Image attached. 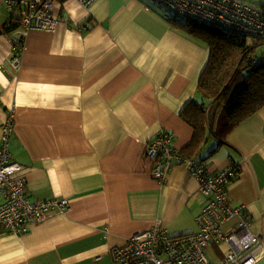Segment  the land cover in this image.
<instances>
[{"label":"crops","instance_id":"0c3cea01","mask_svg":"<svg viewBox=\"0 0 264 264\" xmlns=\"http://www.w3.org/2000/svg\"><path fill=\"white\" fill-rule=\"evenodd\" d=\"M158 10L149 0H96L88 9L56 0L58 23L26 33L14 74L1 66L13 40L0 3V137L12 109L8 149L23 166L16 178L25 181L26 195L68 204L22 237L0 228V264H114L112 248L157 224L168 237L196 233L207 198L186 163L177 160L158 183L141 158L160 131L211 173L238 169L227 185L229 204L243 207L250 231L264 241V107L222 138L211 135L197 156H185L192 129L180 114L203 102L196 89L209 50ZM84 22L80 33L76 26ZM227 250L223 242L203 249L209 264H219Z\"/></svg>","mask_w":264,"mask_h":264},{"label":"built area","instance_id":"2783aa9c","mask_svg":"<svg viewBox=\"0 0 264 264\" xmlns=\"http://www.w3.org/2000/svg\"><path fill=\"white\" fill-rule=\"evenodd\" d=\"M55 0H0L6 9V28L13 40L12 55L2 67L16 74L21 68L26 33L31 29L51 31L58 20L53 16ZM88 9L96 0H76ZM165 5L175 16L204 27L220 31L227 36L245 40L264 41V6L242 0H153ZM88 24H78L83 33ZM248 69H257L262 60L251 55L246 60ZM13 110H9L1 126L0 137V228L15 237L27 234L29 227L44 224L51 214L62 213L66 200H31L25 193L22 178L16 175L23 166L12 160L9 147L13 128ZM174 135L160 131L144 146L141 158L151 164L150 174L163 183L178 160L186 163L198 182L199 192L207 202L195 218L198 231L168 237L157 224L150 230L131 236L123 247L109 251L114 264H209L203 249L211 243L223 242L228 250L219 264H257L264 255V241L253 234L243 216V207L229 204L227 185L238 176V169L229 167L211 173L194 159H186L174 147ZM236 223L229 232L222 227L230 220Z\"/></svg>","mask_w":264,"mask_h":264},{"label":"trees","instance_id":"16d2710c","mask_svg":"<svg viewBox=\"0 0 264 264\" xmlns=\"http://www.w3.org/2000/svg\"><path fill=\"white\" fill-rule=\"evenodd\" d=\"M168 22L209 50L196 89L204 100L187 104L180 114L192 129L191 141L182 153L192 157L211 135L222 138L264 107V63L250 70L246 62L264 41L227 36L191 21ZM5 32L9 34L10 30L5 28Z\"/></svg>","mask_w":264,"mask_h":264},{"label":"rangeland","instance_id":"374dc122","mask_svg":"<svg viewBox=\"0 0 264 264\" xmlns=\"http://www.w3.org/2000/svg\"><path fill=\"white\" fill-rule=\"evenodd\" d=\"M155 7H157L159 10L158 12L161 14H165L167 17H171V19H175L176 21H180V22H185V20L178 18L177 16L174 15L173 12H171L165 5L157 3L153 0H149ZM257 3H260L264 6V0H254ZM252 2V1H251ZM255 56L258 57L259 59L262 60V63H264V44H261L259 46L256 47L255 51ZM204 100L202 97L200 99V101ZM153 178V177H152Z\"/></svg>","mask_w":264,"mask_h":264},{"label":"bare ground","instance_id":"6f19581e","mask_svg":"<svg viewBox=\"0 0 264 264\" xmlns=\"http://www.w3.org/2000/svg\"><path fill=\"white\" fill-rule=\"evenodd\" d=\"M144 152V150L142 149V151H141V154Z\"/></svg>","mask_w":264,"mask_h":264}]
</instances>
